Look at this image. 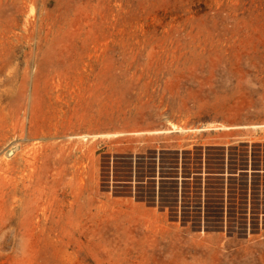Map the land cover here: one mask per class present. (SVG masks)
<instances>
[{
  "label": "rangeland",
  "instance_id": "1",
  "mask_svg": "<svg viewBox=\"0 0 264 264\" xmlns=\"http://www.w3.org/2000/svg\"><path fill=\"white\" fill-rule=\"evenodd\" d=\"M0 264H264V0H0Z\"/></svg>",
  "mask_w": 264,
  "mask_h": 264
},
{
  "label": "bare ground",
  "instance_id": "2",
  "mask_svg": "<svg viewBox=\"0 0 264 264\" xmlns=\"http://www.w3.org/2000/svg\"><path fill=\"white\" fill-rule=\"evenodd\" d=\"M263 126V125H262ZM222 127V126H221ZM227 127H229V126H227ZM177 129H179V128H177ZM158 132L159 131H169V130H166V129H163V130H157Z\"/></svg>",
  "mask_w": 264,
  "mask_h": 264
}]
</instances>
